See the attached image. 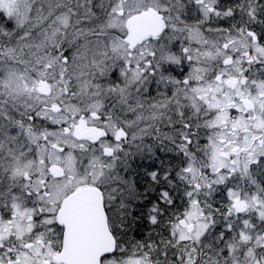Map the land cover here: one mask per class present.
I'll list each match as a JSON object with an SVG mask.
<instances>
[{
	"label": "snow or ice",
	"instance_id": "obj_1",
	"mask_svg": "<svg viewBox=\"0 0 264 264\" xmlns=\"http://www.w3.org/2000/svg\"><path fill=\"white\" fill-rule=\"evenodd\" d=\"M0 264H264V0H0Z\"/></svg>",
	"mask_w": 264,
	"mask_h": 264
}]
</instances>
